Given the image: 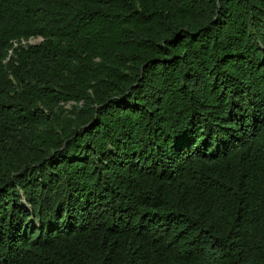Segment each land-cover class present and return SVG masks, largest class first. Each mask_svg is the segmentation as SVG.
Returning a JSON list of instances; mask_svg holds the SVG:
<instances>
[{
  "label": "trees",
  "instance_id": "1",
  "mask_svg": "<svg viewBox=\"0 0 264 264\" xmlns=\"http://www.w3.org/2000/svg\"><path fill=\"white\" fill-rule=\"evenodd\" d=\"M0 264H264V0H0Z\"/></svg>",
  "mask_w": 264,
  "mask_h": 264
},
{
  "label": "rangeland",
  "instance_id": "2",
  "mask_svg": "<svg viewBox=\"0 0 264 264\" xmlns=\"http://www.w3.org/2000/svg\"><path fill=\"white\" fill-rule=\"evenodd\" d=\"M40 41H42V39H40V38H34V39H31V40L29 41V43H31V44H36V43H39ZM22 43L25 44L26 42H25V41H22ZM67 106H68V107H71L69 104H68Z\"/></svg>",
  "mask_w": 264,
  "mask_h": 264
},
{
  "label": "clouds",
  "instance_id": "3",
  "mask_svg": "<svg viewBox=\"0 0 264 264\" xmlns=\"http://www.w3.org/2000/svg\"><path fill=\"white\" fill-rule=\"evenodd\" d=\"M41 39V37H39ZM43 40V39H42Z\"/></svg>",
  "mask_w": 264,
  "mask_h": 264
},
{
  "label": "water",
  "instance_id": "4",
  "mask_svg": "<svg viewBox=\"0 0 264 264\" xmlns=\"http://www.w3.org/2000/svg\"><path fill=\"white\" fill-rule=\"evenodd\" d=\"M41 39H43V38L41 37Z\"/></svg>",
  "mask_w": 264,
  "mask_h": 264
}]
</instances>
